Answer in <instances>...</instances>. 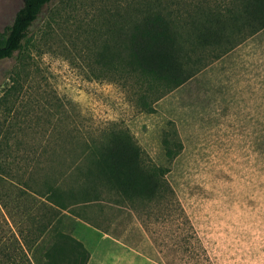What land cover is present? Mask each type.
<instances>
[{"label":"rangeland","instance_id":"obj_1","mask_svg":"<svg viewBox=\"0 0 264 264\" xmlns=\"http://www.w3.org/2000/svg\"><path fill=\"white\" fill-rule=\"evenodd\" d=\"M136 1L51 0L23 51L0 61V264H38L43 241L29 251L21 239L44 221L32 192L74 158L60 146L111 130L132 136L169 190L151 202L107 193L64 212L59 230L84 245L88 264H264V29L228 33L231 45L186 44L195 75L149 114L135 78L97 63L121 25L113 12ZM22 5L0 0V31ZM166 140L181 146L172 159Z\"/></svg>","mask_w":264,"mask_h":264},{"label":"trees","instance_id":"obj_2","mask_svg":"<svg viewBox=\"0 0 264 264\" xmlns=\"http://www.w3.org/2000/svg\"><path fill=\"white\" fill-rule=\"evenodd\" d=\"M50 1L23 0L12 23L0 31V61L23 51L30 28ZM134 5L122 13L113 12L121 25L113 22L97 63L111 75L135 78L143 89L138 106L149 114L154 112L153 103L195 75L186 69L187 63L197 64L186 57V44L191 50L211 48L223 39L231 45L228 33L252 36L264 29V0H138ZM89 137L93 138H78L70 149L60 146L61 153L74 158L58 164L54 176L45 175L38 192H32L42 200L44 221L35 239L22 234L21 239L29 251L38 238L43 241L38 264H88L84 245L59 230L64 212L72 215V208H86L107 193L129 202H151L169 190L162 170L144 164L142 150L128 132L111 130L99 138ZM163 147L168 159L181 149L168 140Z\"/></svg>","mask_w":264,"mask_h":264},{"label":"crops","instance_id":"obj_3","mask_svg":"<svg viewBox=\"0 0 264 264\" xmlns=\"http://www.w3.org/2000/svg\"><path fill=\"white\" fill-rule=\"evenodd\" d=\"M228 52L231 53L230 50H228V51L225 52V54H227Z\"/></svg>","mask_w":264,"mask_h":264}]
</instances>
